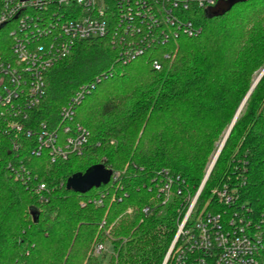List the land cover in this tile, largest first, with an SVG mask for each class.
Listing matches in <instances>:
<instances>
[{"label":"trees","instance_id":"obj_1","mask_svg":"<svg viewBox=\"0 0 264 264\" xmlns=\"http://www.w3.org/2000/svg\"><path fill=\"white\" fill-rule=\"evenodd\" d=\"M3 10L0 0V16ZM198 20V36H181L128 62L107 39L79 42L48 71L33 127L57 128L62 108L85 87L74 121L90 132L83 155L52 163L48 152L33 153L35 138H23L15 151L13 136L0 129V264H103L94 250L107 243V264L164 263L186 204L176 198L163 204L159 179L168 172L196 193L216 144L264 68V0H246L213 19L200 11ZM11 30L10 24L0 30V57H11ZM104 160L119 173L117 182L86 194L66 189L70 176ZM42 184L46 190L38 193ZM224 185L238 187L241 203L262 208L264 76L198 210L212 207L213 190Z\"/></svg>","mask_w":264,"mask_h":264},{"label":"built area","instance_id":"obj_2","mask_svg":"<svg viewBox=\"0 0 264 264\" xmlns=\"http://www.w3.org/2000/svg\"><path fill=\"white\" fill-rule=\"evenodd\" d=\"M219 1L2 0L0 27L12 26L13 43L11 57H0V129L13 136L15 151L23 138H35L33 153L48 152L52 163L83 155L90 132L74 121L85 87L62 108L57 128L46 123L33 127L32 113L46 95L48 71L82 41L107 39L128 62L181 36L196 37L200 11L205 13ZM163 55L170 57L168 52ZM153 67L161 70L162 64L154 60ZM101 164L113 171L110 183L117 182L119 173L105 160ZM159 180L163 204L174 198L186 204L165 264H264V203L254 209L240 202L238 187L224 185L213 190L212 207L208 202L198 210L205 179L195 194L185 179L168 172ZM44 190L43 184L37 188L38 193ZM107 250L106 244H99L94 253Z\"/></svg>","mask_w":264,"mask_h":264},{"label":"water","instance_id":"obj_3","mask_svg":"<svg viewBox=\"0 0 264 264\" xmlns=\"http://www.w3.org/2000/svg\"><path fill=\"white\" fill-rule=\"evenodd\" d=\"M22 2H26L28 0H21ZM246 0H220L216 6L212 8H208L205 11V15L208 19H213L217 17L224 16L228 13L234 6L244 3ZM5 25H2L0 29L4 28ZM264 76V69L261 71L260 75L255 79L253 86L244 99L243 103L241 104L240 108L238 109L236 116L234 117L231 125L226 131V134L222 140L221 145L216 153L215 159L212 162V165L209 167V170L206 174L204 185L207 183L217 161L218 158L236 124L238 117L240 116L247 100L249 99L250 95L252 94L254 88L260 82L262 77ZM113 171L107 169L103 164H96L89 167L85 172L75 173L70 176L66 182V189L68 191H73L79 194H86L94 188H100L101 186H106L110 183ZM165 264V263H164Z\"/></svg>","mask_w":264,"mask_h":264},{"label":"rangeland","instance_id":"obj_4","mask_svg":"<svg viewBox=\"0 0 264 264\" xmlns=\"http://www.w3.org/2000/svg\"><path fill=\"white\" fill-rule=\"evenodd\" d=\"M264 69V68H263ZM262 69V70H263ZM261 70V71H262ZM260 73V72H259ZM257 74L256 76H255V79L260 75V74ZM225 134H226V132H225ZM225 134L221 137V139H220V141L216 144V148H215V150H214V152L212 153V155L210 156V158H209V160H208V164H207V166H206V173H205V177H206V174H207V172H208V170H209V167H210V165H211V163H212V161H213V158L215 157V155H216V153H217V151H218V149H219V146H220V144H221V142H222V140H223V138H224V136H225ZM101 164V163H100ZM205 177H204V179H205ZM204 179H203V181H204ZM209 180V179H208ZM202 181V182H203ZM208 182V181H207ZM202 184V183H201ZM180 223H181V221L179 222V225H180ZM179 225H178V228H179ZM177 232H178V229H177ZM177 235V234H176ZM176 237V236H175ZM175 239V238H174ZM174 241V240H173ZM173 243V242H172ZM106 246H107V248H108V250L107 251H105V252H103L102 254H100V255H97L98 256V258H99V261L101 262V263H103V264H107L108 263V261L110 260V257H111V253H112V247H111V245L109 244V243H107L106 244ZM168 253V252H167ZM167 255V254H166ZM165 260V259H164Z\"/></svg>","mask_w":264,"mask_h":264},{"label":"bare ground","instance_id":"obj_5","mask_svg":"<svg viewBox=\"0 0 264 264\" xmlns=\"http://www.w3.org/2000/svg\"><path fill=\"white\" fill-rule=\"evenodd\" d=\"M221 143H222V142H221ZM220 145H221V144H220ZM215 156H216V155H215ZM214 159H215V157L213 158V161H214ZM213 161H212V162H213ZM211 165H212V163H211ZM211 165H210V166H211Z\"/></svg>","mask_w":264,"mask_h":264}]
</instances>
